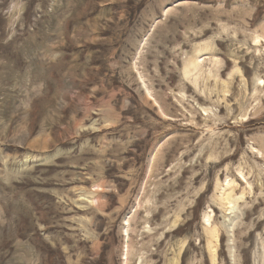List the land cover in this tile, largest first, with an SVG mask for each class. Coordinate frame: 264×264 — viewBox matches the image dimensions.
I'll return each instance as SVG.
<instances>
[{"label":"rangeland","instance_id":"374dc122","mask_svg":"<svg viewBox=\"0 0 264 264\" xmlns=\"http://www.w3.org/2000/svg\"><path fill=\"white\" fill-rule=\"evenodd\" d=\"M0 264H264V0H0Z\"/></svg>","mask_w":264,"mask_h":264},{"label":"bare ground","instance_id":"6f19581e","mask_svg":"<svg viewBox=\"0 0 264 264\" xmlns=\"http://www.w3.org/2000/svg\"><path fill=\"white\" fill-rule=\"evenodd\" d=\"M228 197V196H227Z\"/></svg>","mask_w":264,"mask_h":264}]
</instances>
